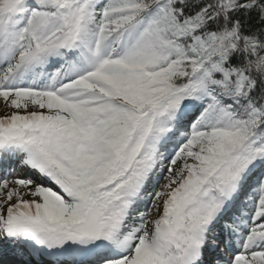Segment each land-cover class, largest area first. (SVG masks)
Wrapping results in <instances>:
<instances>
[{
    "label": "snow or ice",
    "instance_id": "obj_1",
    "mask_svg": "<svg viewBox=\"0 0 264 264\" xmlns=\"http://www.w3.org/2000/svg\"><path fill=\"white\" fill-rule=\"evenodd\" d=\"M0 102V264H264V0H0Z\"/></svg>",
    "mask_w": 264,
    "mask_h": 264
},
{
    "label": "rangeland",
    "instance_id": "obj_2",
    "mask_svg": "<svg viewBox=\"0 0 264 264\" xmlns=\"http://www.w3.org/2000/svg\"><path fill=\"white\" fill-rule=\"evenodd\" d=\"M5 111H6V109L4 108L3 103L0 102V116L5 115ZM21 169H24V168L21 167ZM25 175H28L27 172L25 170H20L17 175H15V176L11 175L10 177H13L12 179H14V178H17V177H24Z\"/></svg>",
    "mask_w": 264,
    "mask_h": 264
},
{
    "label": "trees",
    "instance_id": "obj_3",
    "mask_svg": "<svg viewBox=\"0 0 264 264\" xmlns=\"http://www.w3.org/2000/svg\"><path fill=\"white\" fill-rule=\"evenodd\" d=\"M166 174H167V173L165 172L164 175H166ZM151 189H152V188H151ZM153 191H155V189H152V190H150L149 192H153ZM145 202H148V200L146 199ZM143 206H144V204L141 205V210H142Z\"/></svg>",
    "mask_w": 264,
    "mask_h": 264
}]
</instances>
